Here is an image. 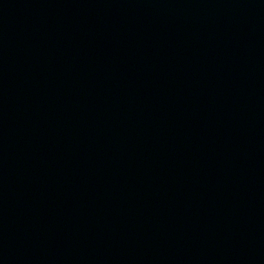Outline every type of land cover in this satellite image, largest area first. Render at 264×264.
Wrapping results in <instances>:
<instances>
[{
    "label": "water",
    "instance_id": "1",
    "mask_svg": "<svg viewBox=\"0 0 264 264\" xmlns=\"http://www.w3.org/2000/svg\"><path fill=\"white\" fill-rule=\"evenodd\" d=\"M0 264H264V0H0Z\"/></svg>",
    "mask_w": 264,
    "mask_h": 264
}]
</instances>
